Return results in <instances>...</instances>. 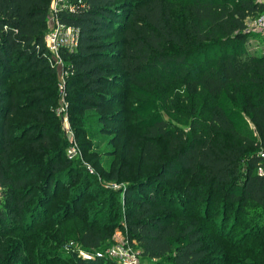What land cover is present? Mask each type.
Listing matches in <instances>:
<instances>
[{"label": "trees", "instance_id": "trees-1", "mask_svg": "<svg viewBox=\"0 0 264 264\" xmlns=\"http://www.w3.org/2000/svg\"><path fill=\"white\" fill-rule=\"evenodd\" d=\"M84 1L87 8L59 14L79 30L76 50L58 53L67 73L70 141L97 172L109 165L113 156H100L107 148L91 149L104 145L117 122L105 111L116 103L108 89L124 80L137 97L130 111L146 139L167 140L172 148L164 161L155 160L156 173L140 181L133 168L119 165L100 173L123 183L128 210L117 221L119 207L109 209L116 192L65 156L58 67L44 42L49 0H0V264H116L77 255L104 248L116 227L153 264H256L246 237L264 257V174L257 173L264 151V34L251 21L264 13V2ZM169 84L183 89L178 101L189 109L164 95ZM177 105L188 112L180 116ZM164 113L188 131L170 127ZM152 148L145 142L139 165L159 155ZM178 179L182 194L199 202L198 213L176 214L165 185ZM61 193L68 198L56 202ZM231 211V221L243 215L244 234L232 237L233 223L225 228Z\"/></svg>", "mask_w": 264, "mask_h": 264}, {"label": "rangeland", "instance_id": "rangeland-1", "mask_svg": "<svg viewBox=\"0 0 264 264\" xmlns=\"http://www.w3.org/2000/svg\"><path fill=\"white\" fill-rule=\"evenodd\" d=\"M113 36H114V39L121 38V35L119 33H114ZM57 69H58L57 78L59 81H61L63 78L64 72L62 69H60V67H58ZM18 76L19 75H16L13 78H16ZM117 82L118 83H116V85L113 88L108 89L116 97L115 99L116 103L112 104L111 107H107L105 109V111H107L109 114L113 115V113H115L114 117H116L117 122L115 125H111V127H109L111 128V134L104 139V145L103 146L101 145L100 146L101 148L99 149L98 148L91 149V151L92 150L99 151L102 149V147L107 148V150H109L108 153L102 154L100 156L101 157L103 156L112 157L113 156V159L109 162V165L103 168L99 167L98 172L92 166L88 165L87 162L82 157L81 150L78 149L72 143V140L70 141V135L72 134L69 131L70 128H68L67 122L65 120L64 121L61 120L60 125H61V130L64 131L62 133V136L65 139H67V144H68L67 148L65 149V156L73 159V161L77 160L80 163V166L84 167L89 173L92 174L94 172L93 174L95 175V183L99 187L101 186L102 188L108 191L111 190V191L116 192L117 198L115 199V202L113 204L114 207H110L109 209L111 211L110 213H113L116 210V208L119 207V212H121V216H119L120 218L117 219L118 221V220L123 219L124 212L128 210V206L126 204H122L123 202V195H122L123 185L122 184L123 183L122 182L116 183L113 180L109 181L107 179L105 180V178L101 176L100 173H102V171L106 172L107 169L111 167V165L115 167H118L119 165V167L120 166L128 167V169L133 168L134 169L133 171L137 173V175H135V180L140 181L144 179L146 176H150L156 173V170H158L159 166H158L157 161L155 160L158 159L159 162L164 161L167 158L168 150L169 149L171 150L172 146L169 141L164 140V139H160V138L153 139V140L146 139V134H147L146 130L138 124V120L136 116L130 111V102H132V100L134 99H137V97L129 92V89L127 88L126 82L124 80H119ZM58 92H59V98H60V105L58 106L56 110L57 112L60 113V115H62V107L64 106V103L62 101L60 87H59ZM182 93H183V89L177 85L169 84L167 88L164 89V95L168 96V99L170 101H175L176 104L179 99L184 98L182 96ZM178 102H180L182 106L184 105L189 109V104L187 101L185 102L178 101ZM177 107L182 114V115L180 114V116H184L188 112L185 109H180L179 105H177ZM164 116L167 120H169V117L166 113H164ZM170 127H172L173 129L176 128L179 131L181 129L184 132L188 131L187 127L177 123L175 118H173V121H170ZM249 132H250L251 137L256 138L254 128L252 125L250 126ZM145 142L150 143L151 146L153 147L152 153L158 151L159 155L157 157H154L155 155L153 157H148V159H146L148 160V162H146L147 164L139 165L141 148L144 146ZM178 180L167 183V185H165L171 188L172 190L173 199L175 200L173 203L174 204L173 208L174 210H178L176 214L186 215L189 213L191 214L198 213L199 206H200L199 202L195 200L194 196H188L186 194H182L184 192V183L182 180L180 179ZM145 191H146V187H143L142 192H145ZM85 195L87 196L86 201H90L91 200L90 196L92 195L91 191H89ZM66 197L68 198L67 194L61 193L58 196L56 202L63 203L66 200ZM0 201H1V198H0ZM118 203L119 205L121 204V206H118ZM216 208L217 209L219 208V204H218V207ZM216 208L212 207L211 210H217ZM231 220H232V211L230 212V215L228 216V220L226 222V227H225L226 229L230 230L231 229L230 224L231 223L235 224V227L231 231V236L235 237V236H238L239 234H242V233L244 234L247 228L243 224V221H244L243 215H241L238 218L237 222H235V220L234 221H231ZM106 222H111V221H106ZM112 222H115V221H112ZM115 229L116 230L114 231L111 242L109 244H112L115 241L114 240L115 238L124 235V233L120 229H118L117 227ZM246 238H249L250 240H252L251 242H254V243L256 242L255 239H252L251 236H247ZM254 243H251V244L253 245V251L257 255H255L252 259L253 261L257 262L256 264H259V263L262 264L263 262L262 260H264V257L258 254L260 246L257 242H256L257 244L256 243L254 244ZM108 245H106L105 248ZM65 249H66L65 245L60 246L59 250L63 252L62 254L63 257L67 256V254L64 252ZM228 251L230 250L228 249ZM240 254L241 252H238V255ZM222 255H223L222 257L226 256L225 253L224 254L222 253ZM244 255L245 254L243 253L241 257ZM141 264H153V261H149L148 259L141 256ZM237 264H247V263L241 262L240 260L239 263Z\"/></svg>", "mask_w": 264, "mask_h": 264}, {"label": "built area", "instance_id": "built-area-1", "mask_svg": "<svg viewBox=\"0 0 264 264\" xmlns=\"http://www.w3.org/2000/svg\"><path fill=\"white\" fill-rule=\"evenodd\" d=\"M264 1V0H256ZM77 8H87L84 0H49L48 4V29L44 36L45 47L55 60V65L63 70V61L59 58L60 50L74 52L78 45L79 30L74 26L67 25L60 21L59 14L63 11L74 12ZM251 28L264 34V13L252 20ZM60 65V66H59ZM63 78L59 81L58 89L61 88V97L63 100L64 77L67 75L63 71ZM65 103L62 107V115L57 112L66 121ZM68 125V122H67ZM69 128V126H68ZM70 131V130H69ZM71 132V131H70ZM71 136V135H70ZM75 145V144H74ZM76 146V145H75ZM260 164L257 166V173L264 174V151L260 152ZM112 244L106 248L93 251L79 249L77 255L83 260H93L95 258H108L116 264H141V252L135 241H130L124 235L114 239Z\"/></svg>", "mask_w": 264, "mask_h": 264}, {"label": "water", "instance_id": "water-1", "mask_svg": "<svg viewBox=\"0 0 264 264\" xmlns=\"http://www.w3.org/2000/svg\"><path fill=\"white\" fill-rule=\"evenodd\" d=\"M264 2V1H263Z\"/></svg>", "mask_w": 264, "mask_h": 264}]
</instances>
